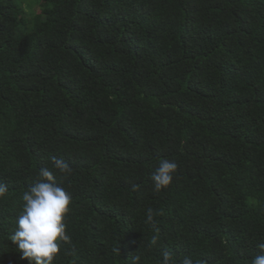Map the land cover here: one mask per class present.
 <instances>
[{
    "label": "trees",
    "instance_id": "trees-1",
    "mask_svg": "<svg viewBox=\"0 0 264 264\" xmlns=\"http://www.w3.org/2000/svg\"><path fill=\"white\" fill-rule=\"evenodd\" d=\"M44 168L72 198L53 264H251L264 0H0V264H34L10 237Z\"/></svg>",
    "mask_w": 264,
    "mask_h": 264
},
{
    "label": "clouds",
    "instance_id": "clouds-1",
    "mask_svg": "<svg viewBox=\"0 0 264 264\" xmlns=\"http://www.w3.org/2000/svg\"><path fill=\"white\" fill-rule=\"evenodd\" d=\"M52 162L60 173H71L70 165L64 160L52 157ZM177 168L175 161L162 160L151 176L154 189L160 191L166 188L172 182ZM39 177L41 179L23 193V210L16 220L17 227L10 239L22 253V258L34 264H53L61 246L71 243V237L66 233L65 217L70 210L72 198L64 187L56 183L53 171L40 169ZM133 187L135 190L136 186ZM7 191V186L0 183V198ZM147 219H153L152 209L148 210ZM259 248L264 252V244H260ZM171 259L170 253H163V264H171ZM140 261V255L132 257V264H140ZM181 264H193V261L185 257ZM251 264H264V254L252 258Z\"/></svg>",
    "mask_w": 264,
    "mask_h": 264
}]
</instances>
